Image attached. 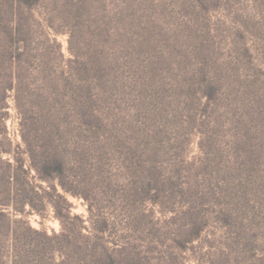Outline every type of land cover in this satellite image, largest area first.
I'll use <instances>...</instances> for the list:
<instances>
[{
	"label": "rangeland",
	"instance_id": "rangeland-1",
	"mask_svg": "<svg viewBox=\"0 0 264 264\" xmlns=\"http://www.w3.org/2000/svg\"><path fill=\"white\" fill-rule=\"evenodd\" d=\"M42 12L65 60L88 68L59 136L85 168L72 214L108 220L104 244L127 249L118 264H264V0H45ZM8 112L16 149L13 97ZM25 220L62 231L51 207ZM36 251L17 264H99Z\"/></svg>",
	"mask_w": 264,
	"mask_h": 264
},
{
	"label": "trees",
	"instance_id": "trees-1",
	"mask_svg": "<svg viewBox=\"0 0 264 264\" xmlns=\"http://www.w3.org/2000/svg\"><path fill=\"white\" fill-rule=\"evenodd\" d=\"M44 7L45 0H0V264H17L35 250L54 260L73 248L99 264H118L127 249L104 244L108 220L93 219L91 210L87 220L73 215L67 197H82L85 168L68 160L59 144L63 101L67 88H76L81 111L88 68L78 58L65 60L61 44L48 32L53 26ZM11 97L21 120L23 146L16 149L6 124ZM48 207L61 222L60 234L50 236L25 220L28 214L42 216Z\"/></svg>",
	"mask_w": 264,
	"mask_h": 264
}]
</instances>
